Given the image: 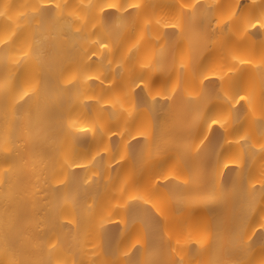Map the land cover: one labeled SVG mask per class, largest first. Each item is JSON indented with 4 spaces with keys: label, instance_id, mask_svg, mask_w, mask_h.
<instances>
[{
    "label": "bare ground",
    "instance_id": "obj_1",
    "mask_svg": "<svg viewBox=\"0 0 264 264\" xmlns=\"http://www.w3.org/2000/svg\"><path fill=\"white\" fill-rule=\"evenodd\" d=\"M0 264H264V0H0Z\"/></svg>",
    "mask_w": 264,
    "mask_h": 264
}]
</instances>
